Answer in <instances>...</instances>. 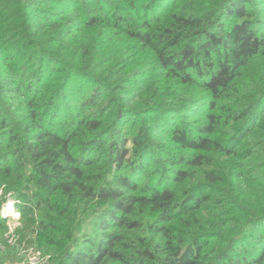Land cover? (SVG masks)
Wrapping results in <instances>:
<instances>
[{"label": "trees", "instance_id": "obj_1", "mask_svg": "<svg viewBox=\"0 0 264 264\" xmlns=\"http://www.w3.org/2000/svg\"><path fill=\"white\" fill-rule=\"evenodd\" d=\"M8 193L0 264H264V0H0Z\"/></svg>", "mask_w": 264, "mask_h": 264}, {"label": "rangeland", "instance_id": "obj_2", "mask_svg": "<svg viewBox=\"0 0 264 264\" xmlns=\"http://www.w3.org/2000/svg\"><path fill=\"white\" fill-rule=\"evenodd\" d=\"M8 199L3 204L1 208V214L6 219V225L7 228L5 232L2 234V237H0L2 240H4L7 244L16 242V239L18 238L17 235V229L21 227V216L19 212L17 211L15 207L16 200H13V198L10 196V193L7 195ZM9 204L11 206L9 207ZM92 230L91 227L85 226V230ZM89 230V231H90ZM22 252L24 254V262L23 264H46L47 256H43L38 251L31 247H23ZM8 264H22L21 263H8Z\"/></svg>", "mask_w": 264, "mask_h": 264}, {"label": "bare ground", "instance_id": "obj_3", "mask_svg": "<svg viewBox=\"0 0 264 264\" xmlns=\"http://www.w3.org/2000/svg\"><path fill=\"white\" fill-rule=\"evenodd\" d=\"M11 206V204H9V207Z\"/></svg>", "mask_w": 264, "mask_h": 264}]
</instances>
